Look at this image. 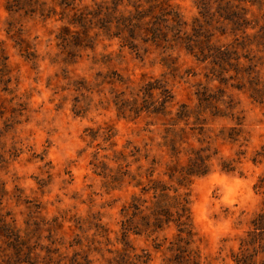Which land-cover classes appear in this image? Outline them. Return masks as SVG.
<instances>
[{
	"label": "rangeland",
	"instance_id": "1",
	"mask_svg": "<svg viewBox=\"0 0 264 264\" xmlns=\"http://www.w3.org/2000/svg\"><path fill=\"white\" fill-rule=\"evenodd\" d=\"M263 172L264 0H0V264H192L131 218L155 186L187 194L195 264H233Z\"/></svg>",
	"mask_w": 264,
	"mask_h": 264
},
{
	"label": "trees",
	"instance_id": "2",
	"mask_svg": "<svg viewBox=\"0 0 264 264\" xmlns=\"http://www.w3.org/2000/svg\"><path fill=\"white\" fill-rule=\"evenodd\" d=\"M153 88L152 84L148 83L145 86L146 93L151 91ZM160 101L158 102V108H155L152 113L167 115L169 112L165 109V104L170 102L171 96L166 89L160 90ZM187 117L186 110L181 107L176 113V120H181ZM173 125V124H172ZM173 134L172 140L168 141L167 146L171 151V155H177L175 147V137L178 133L171 131ZM166 144V142H165ZM209 156H203L196 151L193 157H188L186 160V165L183 167L172 166L168 168L167 177L171 179L174 175H177L176 180L178 185L187 182L192 176H203L207 173ZM224 171H229L228 168H222ZM264 185V172L258 178L257 188H262ZM152 188L154 193V202L151 203L149 208H142L144 202H140L138 199H133L131 205L128 207L131 211V218L138 217V220L142 225L152 227V231L161 230L164 225L172 223L177 229V236L175 238L174 245L175 250L181 252L179 256L182 260L190 261L192 264L196 262L193 261L194 257L192 255V250L184 247L189 244L191 237V227H190V212H189V201L187 199V194L178 193L177 189H173L172 196L168 195L170 191L167 188ZM156 190L159 194H155ZM126 211V209L124 210ZM144 211L147 213L144 214ZM131 219H127L121 222L122 235L125 237L127 232L131 229H135V226H130ZM183 243L184 246L180 245ZM230 258L233 264H264V203L262 204V209L255 213L251 220L249 221V227L245 231L242 238L239 240L238 247L236 251L230 254Z\"/></svg>",
	"mask_w": 264,
	"mask_h": 264
}]
</instances>
